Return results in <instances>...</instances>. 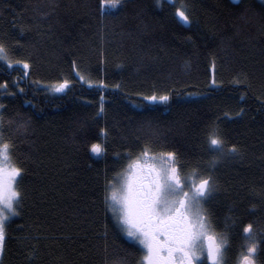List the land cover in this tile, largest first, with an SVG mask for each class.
<instances>
[{
    "label": "trees",
    "instance_id": "obj_1",
    "mask_svg": "<svg viewBox=\"0 0 264 264\" xmlns=\"http://www.w3.org/2000/svg\"><path fill=\"white\" fill-rule=\"evenodd\" d=\"M183 2L189 25L167 0H119L105 15L98 0H0V43L32 65L25 80L0 61V85L11 93L0 89L4 142L24 170L1 264H139L144 250L106 212V178L113 183L127 154L135 159L145 146L174 151L182 178L195 167L209 174L215 127L241 153L212 170L220 188L206 202L217 234L231 225L225 262L246 251L251 223L264 264V0ZM64 79V93L47 90ZM154 93L172 98L143 99ZM20 117L32 121L27 135L7 123ZM93 143L106 154L92 153Z\"/></svg>",
    "mask_w": 264,
    "mask_h": 264
},
{
    "label": "snow or ice",
    "instance_id": "obj_2",
    "mask_svg": "<svg viewBox=\"0 0 264 264\" xmlns=\"http://www.w3.org/2000/svg\"><path fill=\"white\" fill-rule=\"evenodd\" d=\"M119 0H98V11L105 15L109 8H115ZM175 9L174 16L178 22L191 23L188 5L183 0H167ZM162 0H157L159 6ZM0 61L8 69L18 66L22 77L26 80L32 65L26 60L12 59L7 49L0 43ZM213 79L211 84L217 85L214 78L215 62L213 61ZM81 81L88 83L85 77L76 73ZM242 81L237 80L236 83ZM33 83H38L33 81ZM70 81L52 84L48 91L64 93L69 88ZM16 87H19L16 84ZM101 90L107 86L100 83ZM120 88V85H115ZM6 94H11L7 84L0 85ZM20 92L23 89L20 88ZM170 94H152L144 96L151 103H169ZM104 97H100L99 113L105 112ZM9 125H15V131L27 135L32 128V121L25 117L10 119ZM4 106L0 104V255L3 254L6 240V221L10 216H17V208L21 206L23 193L17 177L24 171L12 163L11 145L4 142ZM101 136L106 140L107 130H101ZM209 151L214 152V158L209 162V174L199 173L198 167L191 173L181 176L180 161L174 151H159L153 153L145 146L135 159L128 153L126 170L114 183L105 180L104 204L106 212H110L121 233L130 240L142 246L144 252L139 264H224L225 249L229 246L228 228L217 234L212 213L206 207V202L219 191L217 178L211 174L221 159L225 156L241 155L236 146L229 147L221 137L218 127L212 129L208 136ZM90 151L97 156L105 155L106 150L100 143L91 144ZM199 173V174H198ZM235 221H233V224ZM249 234L246 251L241 254V264H256L255 254L259 247L256 233L251 223L243 229ZM107 236V232L104 233ZM107 249L105 248V251ZM107 264V261H106Z\"/></svg>",
    "mask_w": 264,
    "mask_h": 264
},
{
    "label": "rangeland",
    "instance_id": "obj_3",
    "mask_svg": "<svg viewBox=\"0 0 264 264\" xmlns=\"http://www.w3.org/2000/svg\"><path fill=\"white\" fill-rule=\"evenodd\" d=\"M233 1L237 2V1H239V0H233ZM94 154H95V153H94ZM95 155H96V154H95ZM121 174H122V173H121ZM121 174H120V175H121ZM120 175H119V176H120ZM119 176L115 179L114 182H116V180L119 178ZM114 182H113V183H114ZM11 217H13V216H11ZM141 248H142V246H141ZM142 249H143V248H142ZM208 264H210V262H208ZM224 264H226L225 261H224ZM237 264H241V258L239 259V261L237 262Z\"/></svg>",
    "mask_w": 264,
    "mask_h": 264
},
{
    "label": "flooded vegetation",
    "instance_id": "obj_4",
    "mask_svg": "<svg viewBox=\"0 0 264 264\" xmlns=\"http://www.w3.org/2000/svg\"><path fill=\"white\" fill-rule=\"evenodd\" d=\"M11 217V216H10ZM10 219V218H9ZM8 219V220H9ZM8 220L6 221V223L8 222ZM2 257H3V254L2 255H0V264H1V261H2Z\"/></svg>",
    "mask_w": 264,
    "mask_h": 264
},
{
    "label": "bare ground",
    "instance_id": "obj_5",
    "mask_svg": "<svg viewBox=\"0 0 264 264\" xmlns=\"http://www.w3.org/2000/svg\"><path fill=\"white\" fill-rule=\"evenodd\" d=\"M118 6V5H117ZM111 9V8H110Z\"/></svg>",
    "mask_w": 264,
    "mask_h": 264
}]
</instances>
